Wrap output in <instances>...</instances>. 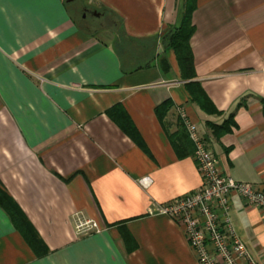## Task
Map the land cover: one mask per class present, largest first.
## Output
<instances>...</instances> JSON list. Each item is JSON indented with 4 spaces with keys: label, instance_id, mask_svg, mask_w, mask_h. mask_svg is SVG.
I'll use <instances>...</instances> for the list:
<instances>
[{
    "label": "crops",
    "instance_id": "0c3cea01",
    "mask_svg": "<svg viewBox=\"0 0 264 264\" xmlns=\"http://www.w3.org/2000/svg\"><path fill=\"white\" fill-rule=\"evenodd\" d=\"M76 2L0 0V197L46 250L0 198V264H199L185 227L151 211L203 183L182 110L223 173L264 192V0H196L191 80L164 40L187 0ZM76 8L107 21L83 28ZM118 106L137 140L110 116ZM77 212L101 230L78 234ZM231 217L264 264L260 211L233 195Z\"/></svg>",
    "mask_w": 264,
    "mask_h": 264
},
{
    "label": "built area",
    "instance_id": "2783aa9c",
    "mask_svg": "<svg viewBox=\"0 0 264 264\" xmlns=\"http://www.w3.org/2000/svg\"><path fill=\"white\" fill-rule=\"evenodd\" d=\"M181 116L195 144L194 159L203 183L196 191L175 197L151 213L168 216L185 227L199 264H259L238 236L231 210L232 196L239 195L260 211L264 221V192L224 174L198 125L186 111L182 110ZM73 221L80 235L101 230L95 219H87L80 212L73 215Z\"/></svg>",
    "mask_w": 264,
    "mask_h": 264
},
{
    "label": "trees",
    "instance_id": "16d2710c",
    "mask_svg": "<svg viewBox=\"0 0 264 264\" xmlns=\"http://www.w3.org/2000/svg\"><path fill=\"white\" fill-rule=\"evenodd\" d=\"M196 8V0H187L186 9L181 16V23L179 26L171 28L164 36V40L168 43L174 52L176 53L178 62L180 64L182 78L186 80L194 79L196 76L195 72V59L191 47V37L195 32V25L192 21V14ZM83 28H88L84 23L81 22ZM197 86L196 83L188 84L189 89L194 93V99L197 100L202 107H207L204 104L201 93L196 94L193 89ZM171 106V102H165L164 104L157 107L156 112L158 115L163 117L165 112ZM110 116L118 123V125L130 136L136 139V128L125 111L119 106L112 109L109 112ZM234 125L232 118H229L221 125H212L215 133L221 135L223 133L231 131V126ZM2 204L6 210L10 213L14 221L16 222L21 233L25 239L30 243L38 255H42L46 250L42 247L41 241L34 231L30 229L26 220L23 219L21 213L10 203L5 195H1Z\"/></svg>",
    "mask_w": 264,
    "mask_h": 264
},
{
    "label": "rangeland",
    "instance_id": "374dc122",
    "mask_svg": "<svg viewBox=\"0 0 264 264\" xmlns=\"http://www.w3.org/2000/svg\"><path fill=\"white\" fill-rule=\"evenodd\" d=\"M83 1L84 0H77V2H76V4L78 3V4H82L83 3ZM87 20H88V22L89 23H91V24H98V26H96L97 28L99 27V26H101L104 22H106L107 20H106V17H96V16H94V15H88L87 16ZM96 27H94V29H96ZM115 29H116V27H115Z\"/></svg>",
    "mask_w": 264,
    "mask_h": 264
},
{
    "label": "flooded vegetation",
    "instance_id": "af4514ba",
    "mask_svg": "<svg viewBox=\"0 0 264 264\" xmlns=\"http://www.w3.org/2000/svg\"><path fill=\"white\" fill-rule=\"evenodd\" d=\"M77 9V14L79 15H81V17H80V20H81V22L82 23H84L87 27H89V28H94V27H96V26H98V24H91V23H89L88 22V20H87V16H85L84 17V14H83V11L81 10V9H78V8H76ZM96 14L98 15V13H96V12H92L91 14H89V15H94V16H96ZM97 28V27H96Z\"/></svg>",
    "mask_w": 264,
    "mask_h": 264
}]
</instances>
